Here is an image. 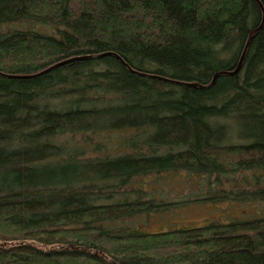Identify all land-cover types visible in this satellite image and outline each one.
Instances as JSON below:
<instances>
[{
	"label": "trees",
	"instance_id": "obj_1",
	"mask_svg": "<svg viewBox=\"0 0 264 264\" xmlns=\"http://www.w3.org/2000/svg\"><path fill=\"white\" fill-rule=\"evenodd\" d=\"M263 19L264 0H0V264H264V25L238 75L191 87ZM216 202L243 213L149 228Z\"/></svg>",
	"mask_w": 264,
	"mask_h": 264
},
{
	"label": "rangeland",
	"instance_id": "obj_2",
	"mask_svg": "<svg viewBox=\"0 0 264 264\" xmlns=\"http://www.w3.org/2000/svg\"><path fill=\"white\" fill-rule=\"evenodd\" d=\"M164 191L166 190V197L175 202H184L188 199L187 192L190 185L179 182L177 179L167 181L164 184ZM185 197H187L185 199ZM243 213L242 207L236 203L230 202H216L205 204H190L186 207H179L170 212L165 220H161L157 216L151 223L149 228L152 231H164L169 226L175 224H190L195 227L202 226L210 221L222 220L227 214L232 216H239Z\"/></svg>",
	"mask_w": 264,
	"mask_h": 264
},
{
	"label": "water",
	"instance_id": "obj_3",
	"mask_svg": "<svg viewBox=\"0 0 264 264\" xmlns=\"http://www.w3.org/2000/svg\"><path fill=\"white\" fill-rule=\"evenodd\" d=\"M263 25H264V19H263V21H262V24H261L256 30H254V31L250 34L249 39H248V41H247V43H246V46H245V48H244V51H243V53H242V55H241L240 61H239V63H238V65H237V67H236L235 70H233V71H222V72H219V73L215 74L214 77H213V79H212V82H211L209 85H207V86H202V85L195 84V85H191V87H193V88H199V89H201V90H207V89H210V88H212L213 86H215L217 80H218L220 77H222V76L233 77V76H235V75H238V74L241 72V70L243 69V65H244V62H245V59H246V55H247L248 49H249V47H250V45H251V42H252L254 36H256V35L262 30ZM110 55H111V54H102V55H98V56H86V57L78 58L77 60H93V59H101V58H103V57H105V56H110ZM66 63H67V62H64V63H61V64H59V65H56L55 67H52V68L48 69V70L45 71L44 73H47V72H49V71H51V70H53V69H55V68H57V67H59V66H61V65H64V64H66ZM165 81H167V80H165Z\"/></svg>",
	"mask_w": 264,
	"mask_h": 264
},
{
	"label": "bare ground",
	"instance_id": "obj_4",
	"mask_svg": "<svg viewBox=\"0 0 264 264\" xmlns=\"http://www.w3.org/2000/svg\"><path fill=\"white\" fill-rule=\"evenodd\" d=\"M55 67V66H54ZM52 68V67H51Z\"/></svg>",
	"mask_w": 264,
	"mask_h": 264
}]
</instances>
